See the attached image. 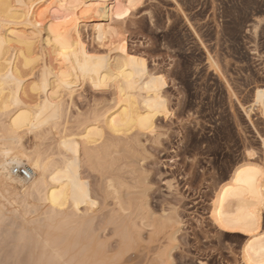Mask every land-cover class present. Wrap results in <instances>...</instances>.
<instances>
[{"label":"rangeland","instance_id":"rangeland-1","mask_svg":"<svg viewBox=\"0 0 264 264\" xmlns=\"http://www.w3.org/2000/svg\"><path fill=\"white\" fill-rule=\"evenodd\" d=\"M133 14L113 26L147 73L165 78L169 114L157 116L153 135L107 134L112 146L101 160L82 161L94 210L69 207L56 222L42 204L15 209L0 191V264H245L248 236L220 227L212 210L249 152L264 160V116L254 103L264 90V0H142ZM98 22L110 23L99 14L79 21L81 40L113 62L116 45L84 27ZM79 90L74 120L114 108V90ZM24 146L40 149L33 134Z\"/></svg>","mask_w":264,"mask_h":264},{"label":"bare ground","instance_id":"bare-ground-1","mask_svg":"<svg viewBox=\"0 0 264 264\" xmlns=\"http://www.w3.org/2000/svg\"><path fill=\"white\" fill-rule=\"evenodd\" d=\"M141 1L111 0L106 6L107 0H0V191L15 209L42 204L56 222L69 207L94 210L98 202L81 177L82 161L101 160L112 146L107 134L114 140L133 132L153 135L157 116L169 114L165 78L147 73L146 61L126 51L113 26L133 16ZM91 14L110 21L84 27H91L97 41L116 45L113 62L84 48L79 21ZM42 29L48 35L44 41ZM48 57L62 66L53 67ZM85 83L114 90L115 105L74 120L71 107ZM254 103L264 116L260 87ZM27 134H33L39 150L24 146ZM22 166L32 170L30 179L15 173ZM227 179L215 195L213 219L248 236L245 264H264V160L248 155ZM6 216L0 205V221Z\"/></svg>","mask_w":264,"mask_h":264},{"label":"built area","instance_id":"built-area-1","mask_svg":"<svg viewBox=\"0 0 264 264\" xmlns=\"http://www.w3.org/2000/svg\"><path fill=\"white\" fill-rule=\"evenodd\" d=\"M15 173L28 180L32 177L33 173L29 167L15 168Z\"/></svg>","mask_w":264,"mask_h":264},{"label":"snow or ice","instance_id":"snow-or-ice-1","mask_svg":"<svg viewBox=\"0 0 264 264\" xmlns=\"http://www.w3.org/2000/svg\"><path fill=\"white\" fill-rule=\"evenodd\" d=\"M125 15H127V13H125ZM248 155L249 156H252L253 153L252 152H249ZM221 223L223 224V221L222 220H221ZM231 230L235 231V230H237V228L233 225V226H231ZM239 230H243V229H239ZM201 264H203L202 261H201Z\"/></svg>","mask_w":264,"mask_h":264}]
</instances>
